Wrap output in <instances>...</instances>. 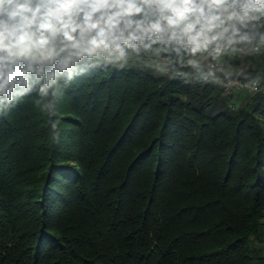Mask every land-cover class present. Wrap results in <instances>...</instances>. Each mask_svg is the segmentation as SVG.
Instances as JSON below:
<instances>
[{
	"label": "trees",
	"instance_id": "obj_1",
	"mask_svg": "<svg viewBox=\"0 0 264 264\" xmlns=\"http://www.w3.org/2000/svg\"><path fill=\"white\" fill-rule=\"evenodd\" d=\"M243 98L96 69L59 143L25 98L0 116V264H264V94Z\"/></svg>",
	"mask_w": 264,
	"mask_h": 264
},
{
	"label": "clouds",
	"instance_id": "obj_2",
	"mask_svg": "<svg viewBox=\"0 0 264 264\" xmlns=\"http://www.w3.org/2000/svg\"><path fill=\"white\" fill-rule=\"evenodd\" d=\"M264 0H0V116L25 98L60 141L66 91L96 69H135L264 94ZM56 117V119H53Z\"/></svg>",
	"mask_w": 264,
	"mask_h": 264
},
{
	"label": "rangeland",
	"instance_id": "obj_3",
	"mask_svg": "<svg viewBox=\"0 0 264 264\" xmlns=\"http://www.w3.org/2000/svg\"><path fill=\"white\" fill-rule=\"evenodd\" d=\"M244 101H245V99H244L243 97L240 98V103H241V105L244 103ZM260 246L263 247V255H264V236H263V240H262V242L260 243Z\"/></svg>",
	"mask_w": 264,
	"mask_h": 264
},
{
	"label": "built area",
	"instance_id": "obj_4",
	"mask_svg": "<svg viewBox=\"0 0 264 264\" xmlns=\"http://www.w3.org/2000/svg\"><path fill=\"white\" fill-rule=\"evenodd\" d=\"M222 93L224 94V90L222 89ZM225 95V94H224ZM228 99H231V97H227Z\"/></svg>",
	"mask_w": 264,
	"mask_h": 264
}]
</instances>
